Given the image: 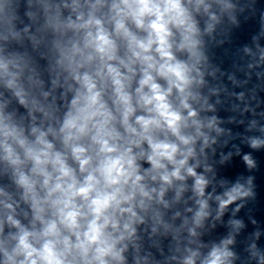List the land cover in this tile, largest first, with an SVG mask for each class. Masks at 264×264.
<instances>
[{
    "label": "clouds",
    "instance_id": "clouds-1",
    "mask_svg": "<svg viewBox=\"0 0 264 264\" xmlns=\"http://www.w3.org/2000/svg\"><path fill=\"white\" fill-rule=\"evenodd\" d=\"M0 264H264V0H0Z\"/></svg>",
    "mask_w": 264,
    "mask_h": 264
}]
</instances>
